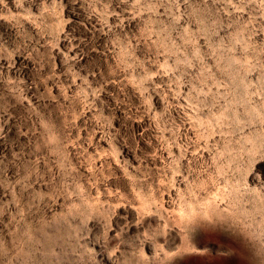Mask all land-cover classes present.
Wrapping results in <instances>:
<instances>
[{
    "label": "rangeland",
    "instance_id": "rangeland-1",
    "mask_svg": "<svg viewBox=\"0 0 264 264\" xmlns=\"http://www.w3.org/2000/svg\"><path fill=\"white\" fill-rule=\"evenodd\" d=\"M0 264H264V0H0Z\"/></svg>",
    "mask_w": 264,
    "mask_h": 264
}]
</instances>
